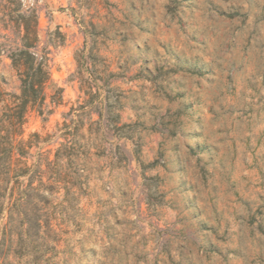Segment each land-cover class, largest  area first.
<instances>
[{"label": "rangeland", "instance_id": "374dc122", "mask_svg": "<svg viewBox=\"0 0 264 264\" xmlns=\"http://www.w3.org/2000/svg\"><path fill=\"white\" fill-rule=\"evenodd\" d=\"M20 2L61 100L16 137L5 204L30 175L29 221L2 236L3 212L0 264H264V0Z\"/></svg>", "mask_w": 264, "mask_h": 264}, {"label": "trees", "instance_id": "16d2710c", "mask_svg": "<svg viewBox=\"0 0 264 264\" xmlns=\"http://www.w3.org/2000/svg\"><path fill=\"white\" fill-rule=\"evenodd\" d=\"M13 5L7 15L8 21L12 23L17 30V39L13 46H6L0 42V52L6 53L10 59L11 66L17 72L20 80L19 95H12L13 100L11 105L3 104L0 114V161H5V166L0 168V218L5 211L7 213L6 223L2 229V236L9 232L13 214L16 212L20 215L22 222H28L27 213L24 211L23 204L27 202V189L31 187L30 175L28 183L20 190L17 197L13 199L9 206L5 204V198L9 189L10 181L19 183V176H25L29 172V168L25 165L18 169L11 168L9 162L13 150L20 151L21 140H16V137L21 134V127L25 119L27 109L36 107L39 115L48 114L50 110L43 108V103L46 97L45 89L50 87L53 93L50 95V102L58 103L61 100V88L55 87L50 79L46 56L38 54L36 44L38 40L36 27V12L31 6L26 9L21 8L20 0H6ZM4 9L6 5L1 4ZM0 93V100H3ZM11 195V193H10ZM27 231V229H26ZM3 240V239H2ZM0 244H2L0 239Z\"/></svg>", "mask_w": 264, "mask_h": 264}]
</instances>
